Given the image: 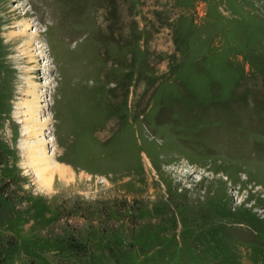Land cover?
Wrapping results in <instances>:
<instances>
[{
  "label": "rangeland",
  "instance_id": "374dc122",
  "mask_svg": "<svg viewBox=\"0 0 264 264\" xmlns=\"http://www.w3.org/2000/svg\"><path fill=\"white\" fill-rule=\"evenodd\" d=\"M0 264H264V0H0Z\"/></svg>",
  "mask_w": 264,
  "mask_h": 264
},
{
  "label": "bare ground",
  "instance_id": "6f19581e",
  "mask_svg": "<svg viewBox=\"0 0 264 264\" xmlns=\"http://www.w3.org/2000/svg\"><path fill=\"white\" fill-rule=\"evenodd\" d=\"M25 16V15H24ZM25 17H27V15L25 16ZM29 22H25V21H23V24L25 25L26 24V26H27V24H28ZM21 37H24L22 34L20 35ZM14 37V36H13ZM27 37V36H26ZM19 39H20V37H18ZM19 39H15L14 41H18ZM28 42L32 39V37H28ZM28 45V44H27ZM47 106V105H46ZM41 107H42V104H40L38 107H36L37 109H41ZM49 121V118H46V119H44V121H43V123H42V125L41 126H43V125H47V122ZM44 131V130H43ZM52 140H48V139H44V141L42 142L43 143V145L42 146H47L48 145V143L49 142H51ZM31 152L32 153H34V158L36 157V160H38V162L40 163L41 162V152H42V149H40V147H38V145H34L33 147H32V150H31ZM51 157H53V153H51V154H47V158L46 159H48V158H51ZM49 160V159H48ZM49 162V161H48ZM47 162V164L45 163V161H44V165L42 164V168H43V171H44V174H46V177L47 176H50L51 174H53V173H56V172H58L59 170H60V168H58V166L57 165H55L54 163H48ZM47 182V181H46Z\"/></svg>",
  "mask_w": 264,
  "mask_h": 264
},
{
  "label": "trees",
  "instance_id": "16d2710c",
  "mask_svg": "<svg viewBox=\"0 0 264 264\" xmlns=\"http://www.w3.org/2000/svg\"><path fill=\"white\" fill-rule=\"evenodd\" d=\"M78 247H80V246H78ZM78 247H77V246H73V247H72V248H73V251H74V252H77Z\"/></svg>",
  "mask_w": 264,
  "mask_h": 264
}]
</instances>
